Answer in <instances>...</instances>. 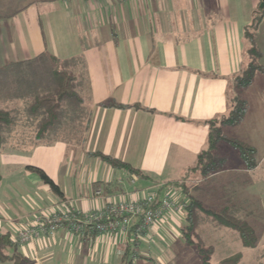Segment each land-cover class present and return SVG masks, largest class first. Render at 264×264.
I'll return each instance as SVG.
<instances>
[{
  "label": "crops",
  "instance_id": "1",
  "mask_svg": "<svg viewBox=\"0 0 264 264\" xmlns=\"http://www.w3.org/2000/svg\"><path fill=\"white\" fill-rule=\"evenodd\" d=\"M261 1L28 0L20 5L17 0H0V9L13 8L2 19L7 16L10 21L15 16L11 29L6 25L5 29L9 28L16 42L20 34L24 46L15 44L14 53L27 54L20 59L43 52L59 59H81L76 73L83 77V96L90 110L85 139L79 145L32 137L26 141L14 137L12 129L0 148V233H9L17 250L35 264H134V260L141 264L140 253L165 252L167 238L155 242L153 249L140 242L142 235L160 231L185 245L179 233L184 224L180 212H169L143 229L133 220L125 232L80 236L63 225L52 236L24 244L15 238L21 228L52 210L88 212L126 194L135 197L145 189L157 188L162 194L173 187L168 185L171 182L182 181L207 146L209 120L227 114L237 93L233 78L250 61L247 30L264 70V49L259 45L264 43ZM34 3L43 5L36 29L32 23L28 27L26 19L18 20L24 8ZM253 22L255 27H251ZM33 31L39 40L37 47ZM258 73L264 81L260 72L255 78ZM244 89L240 96L248 104L246 115L239 124L223 127V132L253 147L256 164L248 169L237 148L225 142L237 162L227 168L229 158L220 144L227 162L215 175L214 188L224 196L223 190L233 187V199L250 222L256 214L253 200L264 193L257 185L264 177V86L253 98L243 97ZM111 101L124 107L105 105ZM21 130L33 134L34 126ZM255 139L262 146L258 158ZM75 151L76 161L67 154ZM93 152L122 160L144 176L110 166ZM47 164L54 167L57 177ZM27 166L44 170L63 196L53 193ZM261 209L264 213V206Z\"/></svg>",
  "mask_w": 264,
  "mask_h": 264
},
{
  "label": "trees",
  "instance_id": "2",
  "mask_svg": "<svg viewBox=\"0 0 264 264\" xmlns=\"http://www.w3.org/2000/svg\"><path fill=\"white\" fill-rule=\"evenodd\" d=\"M255 25L253 22L251 27ZM245 37L250 43L247 51L250 61L233 78L232 85L237 93L230 100L227 114L209 120L207 146L198 153L195 163L188 169L189 173L196 172L199 176L187 178L188 173L182 181L168 184L179 190L186 204L184 224L179 233L185 245L192 247L199 256L201 264H211L213 253V246L205 243L200 235V228L204 223L209 222L217 228L226 227L235 231L245 247L255 246L258 239L255 228L241 213L238 201L233 199V187L224 189V196H219L218 190L214 188L217 183L215 175L224 169L227 162L226 154L219 148L221 142H228L236 147L248 169L256 164L253 147L229 138L223 132V127L239 124L246 115L248 104L240 96V91L254 81L256 72L264 76V70L258 63L260 52L250 30L245 32ZM81 64L80 58L59 59L43 52L29 58L8 60L0 66V148L13 126L20 122L34 126V141L48 143L62 140L69 145L83 143L89 126L90 110L83 96V77L81 73H76V68ZM105 105L124 107L112 101ZM92 154L99 156L110 166L123 167L131 174L144 176L140 170L122 160L100 152ZM27 169L37 173L53 193L63 196L59 186L44 170L35 166H27ZM193 179H197V184H190ZM92 233L99 232H89ZM233 255H236L235 260H230V256H227L221 263L238 262L241 254L238 252ZM2 261L35 264L17 250L9 233H0V262Z\"/></svg>",
  "mask_w": 264,
  "mask_h": 264
},
{
  "label": "rangeland",
  "instance_id": "3",
  "mask_svg": "<svg viewBox=\"0 0 264 264\" xmlns=\"http://www.w3.org/2000/svg\"><path fill=\"white\" fill-rule=\"evenodd\" d=\"M20 5L25 4L28 0H17ZM42 3H34L33 5H30L28 8H24V13L18 15V20H22L23 18L28 21V27L30 23L33 24V27L36 29L37 24V14L39 10L42 8ZM13 8H1L0 9V65L4 64L8 60H17L23 57H27V54H20L17 55L14 53L16 46H24L23 42H21L20 34L18 35L19 39H17V42L13 37L11 38L9 28L11 29V21L15 22V16H12L10 18V21H7V16L2 19V16H5L6 13L12 12ZM5 25L9 28L6 30ZM9 36V37H8ZM13 39V40H12ZM20 41V42H19ZM38 38H36V32L33 31V44L35 47H37L39 44ZM17 44V45H15ZM261 46V49H264V43L259 44ZM25 51V49H24ZM77 69V68H76ZM264 86L263 77L261 74H257L256 78L253 83L250 84V88L247 90H243L242 95L243 97L245 95H248L250 98L256 96L258 97L260 95V89ZM29 125L24 124L23 122H20L16 124V126H13L12 129L13 136L17 138H26V141H29L31 137H34L33 134H29L26 131L22 132V127H28ZM18 127V128H15ZM21 128V129H20ZM21 130L18 133H16V130ZM10 135V134H9ZM254 141V140H253ZM74 142V139H73ZM257 143V153L256 156H260L259 149L262 148L260 142ZM220 148L226 152L228 155V165L226 166H232L237 162H233L234 158L232 155V147L225 142H222L220 145ZM231 153V154H229ZM67 154H71L72 160H77L78 158V151H75L73 153L68 152ZM64 167V166H63ZM48 171L51 172L52 175L56 176L54 173V167L50 166V164H47ZM264 170V167H263ZM195 173H189L187 175V178H195ZM57 177V176H56ZM197 179H193L190 184H197ZM199 183V182H198ZM259 187L264 188V177L262 181L258 182L257 184ZM163 192H169L171 195L178 194L179 190H176L175 187H167L163 190ZM260 196L257 197V199L253 200L254 203L252 204L253 208L255 209V213L251 218H249L252 223V226L255 227L257 235H258V241L256 242L255 246L253 247H245L242 245V242L239 239L238 234L235 231H232L230 229L221 227V229H217V227L213 226L209 222L204 223L201 225L200 228V235L205 240V243L210 244L213 246V253L211 255V264H223L221 263V260L227 256H230V260H235L236 253L241 254V258L238 262L234 264H264V213L262 211V207L264 206V193L259 194ZM222 232V235L220 237L219 233ZM167 238V243L165 248V252L157 251V254H154L151 252V256H143V254L140 253L141 258H139L138 263L140 260L141 264H201L199 256L195 253L194 249L192 247L186 246L182 243V241L179 240L178 237L169 236L168 234H165L163 232H159L158 234L153 235L147 234L146 236L142 235L140 242L142 244H146L147 246H151L153 249L155 246V242H165V239ZM225 238V240L223 239ZM152 243V245H151ZM232 255V256H231ZM144 257L146 259H144ZM136 260H134L135 264ZM0 264H12L10 261L0 262Z\"/></svg>",
  "mask_w": 264,
  "mask_h": 264
},
{
  "label": "built area",
  "instance_id": "4",
  "mask_svg": "<svg viewBox=\"0 0 264 264\" xmlns=\"http://www.w3.org/2000/svg\"><path fill=\"white\" fill-rule=\"evenodd\" d=\"M99 193V192H98ZM186 204L179 195L169 192L160 194L157 188L145 189L141 194L120 197L116 202L103 208L80 212L75 209L66 211L52 210L43 217L21 228L16 234V242L24 244L42 236H52L63 225L84 236L89 232L117 233L125 232L133 220H138L140 228L153 226L169 212L184 214Z\"/></svg>",
  "mask_w": 264,
  "mask_h": 264
},
{
  "label": "water",
  "instance_id": "5",
  "mask_svg": "<svg viewBox=\"0 0 264 264\" xmlns=\"http://www.w3.org/2000/svg\"><path fill=\"white\" fill-rule=\"evenodd\" d=\"M263 6H264V0H262V1H261V3H260V6H259V7H260V8H263Z\"/></svg>",
  "mask_w": 264,
  "mask_h": 264
}]
</instances>
